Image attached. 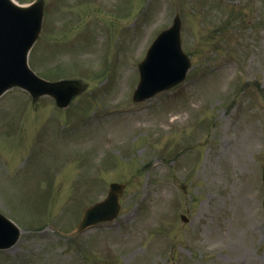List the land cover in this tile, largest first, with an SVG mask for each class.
Returning <instances> with one entry per match:
<instances>
[{"label":"rangeland","instance_id":"1","mask_svg":"<svg viewBox=\"0 0 264 264\" xmlns=\"http://www.w3.org/2000/svg\"><path fill=\"white\" fill-rule=\"evenodd\" d=\"M47 2L61 40L83 46L56 76L86 92L66 112L19 91L0 101V210L22 228L0 264H264V0ZM177 12L192 74L136 103L138 62ZM64 51L45 48L31 65L50 72ZM113 181L127 184L120 216L77 233Z\"/></svg>","mask_w":264,"mask_h":264},{"label":"water","instance_id":"2","mask_svg":"<svg viewBox=\"0 0 264 264\" xmlns=\"http://www.w3.org/2000/svg\"><path fill=\"white\" fill-rule=\"evenodd\" d=\"M14 8V7H13ZM8 0H0V71H3L6 63L18 66L19 74L6 79L4 84L11 80H18L20 84L26 86L35 92L41 90L58 91L60 88L74 87L73 84L62 83L59 85L47 86L46 83L37 79L25 77L24 69V49L28 44L18 36V24L24 21L26 26L31 24L25 21V18L38 23L36 14L31 9L26 12L15 13ZM34 23V27L36 26ZM26 47V49H27ZM190 63L183 53L180 46V23L177 20L174 26L162 33L150 48L146 59L140 64L142 88L146 95H150L156 90L166 87L170 81H161L163 78L169 77L173 72H178L177 79L184 76ZM17 77V78H16ZM13 78V79H12ZM2 87L0 86V91ZM68 97L63 99L67 100ZM123 186L113 185L109 198L86 210L84 219L80 224V228L95 222L99 219L111 218L119 210L117 197L122 193ZM115 189V194L112 193ZM19 236L18 227L3 214L0 213V247H8L12 245Z\"/></svg>","mask_w":264,"mask_h":264}]
</instances>
